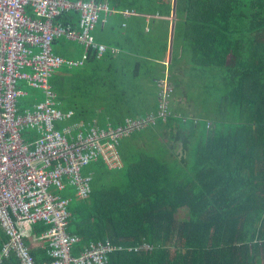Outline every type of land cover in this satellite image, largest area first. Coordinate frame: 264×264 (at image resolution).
Wrapping results in <instances>:
<instances>
[{"label":"trees","instance_id":"trees-1","mask_svg":"<svg viewBox=\"0 0 264 264\" xmlns=\"http://www.w3.org/2000/svg\"><path fill=\"white\" fill-rule=\"evenodd\" d=\"M70 1L108 3L94 31L108 49L53 74L58 108L99 128L144 120L117 140L119 168L84 170L89 197L59 193L81 238L74 254L110 239L133 250L106 264H264V0ZM58 21L80 29L77 11ZM54 45L75 59L85 49ZM48 229L27 239L39 262L50 257L33 240ZM7 242L0 226V251Z\"/></svg>","mask_w":264,"mask_h":264},{"label":"built area","instance_id":"built-area-1","mask_svg":"<svg viewBox=\"0 0 264 264\" xmlns=\"http://www.w3.org/2000/svg\"><path fill=\"white\" fill-rule=\"evenodd\" d=\"M69 11L79 12V31L58 21ZM101 11L110 12L109 5L0 0V226L8 236L0 264L11 253L22 264H106L111 254L133 250L105 239L90 242L75 255L81 238L68 231L70 200L59 194L75 188L79 198L89 197L92 176H85L84 170L99 160L111 169L119 168L117 140L123 132L144 126V120L128 121L125 128L73 124L69 121L74 112L58 108L53 74L63 66L83 65L91 49L98 56L108 49L94 34ZM129 14L127 10L125 15ZM61 36L84 45L80 58L55 52L56 38ZM28 88L42 91L44 99L25 105ZM39 222L49 226L36 238L50 257L42 262L27 242ZM141 247L148 246L134 250Z\"/></svg>","mask_w":264,"mask_h":264},{"label":"rangeland","instance_id":"rangeland-1","mask_svg":"<svg viewBox=\"0 0 264 264\" xmlns=\"http://www.w3.org/2000/svg\"><path fill=\"white\" fill-rule=\"evenodd\" d=\"M55 47H56V45H55ZM167 85V84H166ZM28 91L30 92V95L28 96V97H26L25 99H24V101H32V99L33 98H36V93H35V89H33V88H28ZM42 92V91H41ZM39 96L40 97H37L39 100H43L44 99V94H43V92L42 93H39ZM180 215L181 216H186L187 214L184 212V210L183 211H181L180 212Z\"/></svg>","mask_w":264,"mask_h":264},{"label":"crops","instance_id":"crops-1","mask_svg":"<svg viewBox=\"0 0 264 264\" xmlns=\"http://www.w3.org/2000/svg\"><path fill=\"white\" fill-rule=\"evenodd\" d=\"M106 3V2H105ZM108 4V3H106ZM155 17H159L158 14L155 15ZM150 18V17H148ZM147 31H149V27L146 28ZM33 244L35 245L36 249H40V245L42 244L40 240H37L36 238L33 240Z\"/></svg>","mask_w":264,"mask_h":264},{"label":"clouds","instance_id":"clouds-1","mask_svg":"<svg viewBox=\"0 0 264 264\" xmlns=\"http://www.w3.org/2000/svg\"><path fill=\"white\" fill-rule=\"evenodd\" d=\"M104 54V53H103Z\"/></svg>","mask_w":264,"mask_h":264}]
</instances>
